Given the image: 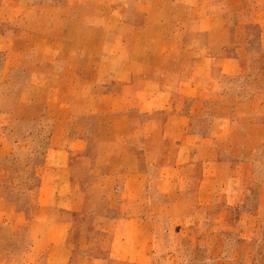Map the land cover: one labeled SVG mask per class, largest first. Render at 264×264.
<instances>
[{"label":"crops","instance_id":"0c3cea01","mask_svg":"<svg viewBox=\"0 0 264 264\" xmlns=\"http://www.w3.org/2000/svg\"><path fill=\"white\" fill-rule=\"evenodd\" d=\"M61 3L65 12L44 15L50 32L42 33L43 43L36 48L57 57L59 64L33 65L30 72L36 75L27 81L29 95L19 98L32 103L35 78L56 71V95L45 102L56 120L47 137L34 201L27 212L4 201L8 218L16 224L27 222L32 247L46 249V261L55 264L69 258L70 210L82 206L77 202L69 210L65 199L75 192L78 197L116 192L115 204L93 210L108 221L112 243L132 246L124 253L145 254L158 216H182L196 223L200 213L202 224L227 221L228 208L241 205L264 178L254 176L247 147L236 149L228 140L242 130L243 121L238 119L236 126L228 112L200 109L197 102L241 99L236 91L214 83V61L219 60L224 75L235 67L234 55L218 53L216 46H237L240 38L235 30L227 38V26L236 24L245 6L263 15L264 0ZM29 4L49 6L54 1ZM73 7L79 10L73 13ZM255 21L264 41V20ZM0 116L9 121L14 113L0 109ZM0 147H6L5 141ZM85 166L96 175L88 187H80L79 168ZM208 207L216 208L217 220L206 219Z\"/></svg>","mask_w":264,"mask_h":264},{"label":"rangeland","instance_id":"374dc122","mask_svg":"<svg viewBox=\"0 0 264 264\" xmlns=\"http://www.w3.org/2000/svg\"><path fill=\"white\" fill-rule=\"evenodd\" d=\"M53 1L49 6H38L30 5L29 0H0V109L14 113L9 121L0 116V143L6 144L0 147V264H55L46 261V249L32 247L30 238L26 237L27 222L16 224L4 208V203L10 201L27 212L34 201L47 137L56 120L45 109V102L52 101L56 95L53 92L59 80L55 78L56 71L35 78L37 86L32 90V103L19 101L20 94L29 95L27 81L36 75L30 72L33 65L59 64L57 57L43 55L36 49L43 43L42 33L50 32L45 28L44 15L67 10L61 0ZM77 8H71L73 13ZM245 9L236 24L231 23L225 31L228 38L235 30L240 43L235 47L216 46V52L234 55L235 67L230 74H221L216 60L212 71L214 83L219 81L220 87L236 91L241 99H223L213 105L197 102V106L204 110L210 107L213 113L228 112L236 126L238 119L243 121H240L242 130L232 133L228 140L234 141L236 149L247 147V154L254 159V176L262 179L264 41L258 37L260 27L255 20H264V14L247 6ZM79 169L78 184L88 187L96 173L90 166ZM258 187L256 190L254 186L241 205L228 208L227 221H214V225L208 221L202 224L200 213L196 223L182 216H158L154 220L152 243L144 255L124 253L125 248L132 246L112 243L108 221L93 210L96 205L107 208L115 204L118 197L114 190L109 197H78L75 192L65 199L66 206L70 210L79 202L82 207L70 210L72 219L66 237L69 258L63 264H264V182ZM241 209L251 210L253 214L242 213ZM215 210L208 207L207 220L218 219ZM229 254L234 259L228 258Z\"/></svg>","mask_w":264,"mask_h":264}]
</instances>
